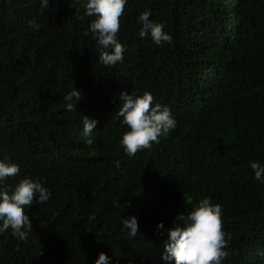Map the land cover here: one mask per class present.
<instances>
[{
    "label": "trees",
    "instance_id": "1",
    "mask_svg": "<svg viewBox=\"0 0 264 264\" xmlns=\"http://www.w3.org/2000/svg\"><path fill=\"white\" fill-rule=\"evenodd\" d=\"M84 2L0 0V159L19 165L3 184L27 174L51 192L26 208L25 240L0 234V264H93L100 252L109 264H165L156 223L172 227L205 196L222 206L221 264H264V183L249 166L264 164V0H128L113 66L84 34ZM143 11L171 43L138 36ZM72 87L76 112L62 100ZM132 90L168 106L176 126L129 156L116 113ZM81 114L97 120L89 137ZM128 216L135 237L121 231Z\"/></svg>",
    "mask_w": 264,
    "mask_h": 264
},
{
    "label": "clouds",
    "instance_id": "2",
    "mask_svg": "<svg viewBox=\"0 0 264 264\" xmlns=\"http://www.w3.org/2000/svg\"><path fill=\"white\" fill-rule=\"evenodd\" d=\"M41 10L49 7V0H38ZM128 0H85L84 15L94 17L85 29L84 34L90 32L99 46L98 62L104 66H113L123 60L122 53L125 46L117 38L120 28V17ZM151 13L143 11L138 16L140 27L138 36H150L152 43L161 46L171 43L172 37L163 31L162 22L149 19ZM29 28L39 29V24L33 17L26 21ZM121 101L116 113L126 131L121 134L120 145L129 156L137 151L147 149L152 143H158V138L175 128L176 121L171 110L166 105L154 103V97L148 91L136 94L121 91L118 95ZM82 98L79 89L72 87L62 100L66 111L76 112L77 102ZM80 116V124L85 137L96 129L97 120L86 115ZM86 143L91 144L88 139ZM113 166L121 168L119 160L113 161ZM253 171V179L264 183V164L249 161ZM19 172V165L7 157L0 159V234L5 230L11 231L14 237L23 241L31 231V221L26 214V208L33 204L34 198L40 202H47L51 196L50 190L42 185L39 179L25 175L15 185H4L6 177L15 176ZM195 179V178H193ZM222 206L211 203L210 198H204L192 203L187 213H178L175 217L179 223L164 229L163 222L156 223L157 234L165 235L160 259L168 264H221L227 256L226 233L221 227ZM121 231L128 236L135 237L138 233V223L135 216L120 218ZM110 258L103 252L97 254L93 264H109Z\"/></svg>",
    "mask_w": 264,
    "mask_h": 264
}]
</instances>
